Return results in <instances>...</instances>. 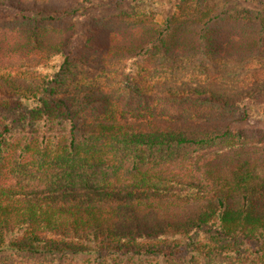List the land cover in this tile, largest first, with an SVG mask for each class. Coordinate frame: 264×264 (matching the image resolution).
Returning <instances> with one entry per match:
<instances>
[{"label": "trees", "instance_id": "1", "mask_svg": "<svg viewBox=\"0 0 264 264\" xmlns=\"http://www.w3.org/2000/svg\"><path fill=\"white\" fill-rule=\"evenodd\" d=\"M0 9V264H264V17Z\"/></svg>", "mask_w": 264, "mask_h": 264}, {"label": "rangeland", "instance_id": "2", "mask_svg": "<svg viewBox=\"0 0 264 264\" xmlns=\"http://www.w3.org/2000/svg\"><path fill=\"white\" fill-rule=\"evenodd\" d=\"M116 2L118 0H110ZM125 6L132 5L136 10V17L157 22L164 26L166 20L181 14L183 6L190 12L198 9L208 14L224 13L227 16L264 17V0H124ZM0 12L13 13L10 10ZM258 22V21H257ZM245 120L239 125L241 128H255L264 130V99L260 98L247 104L242 112Z\"/></svg>", "mask_w": 264, "mask_h": 264}]
</instances>
